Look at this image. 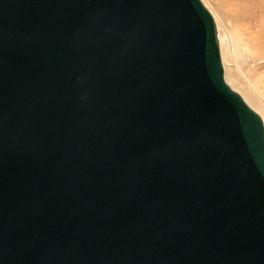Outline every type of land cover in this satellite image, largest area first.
<instances>
[{
    "label": "water",
    "instance_id": "1",
    "mask_svg": "<svg viewBox=\"0 0 264 264\" xmlns=\"http://www.w3.org/2000/svg\"><path fill=\"white\" fill-rule=\"evenodd\" d=\"M0 264H264V123L201 0H0Z\"/></svg>",
    "mask_w": 264,
    "mask_h": 264
},
{
    "label": "rangeland",
    "instance_id": "2",
    "mask_svg": "<svg viewBox=\"0 0 264 264\" xmlns=\"http://www.w3.org/2000/svg\"><path fill=\"white\" fill-rule=\"evenodd\" d=\"M209 1L211 2L210 4L212 6H214L216 9H218L224 17L223 21H224L225 25L221 29L222 36L227 37V32H229L233 38H236V39H234L235 48H236V58L240 64L241 68L243 69V73H244L246 79L251 81L253 84H257L259 87L258 90L260 92L263 91L264 90V45H263L264 44L263 43L264 42V36H263L264 35V26L261 27L259 25L260 24V18H257L255 25L254 24L251 25V28H250V25H248V22H246L247 19L241 13H239V12L233 13L232 10H231V12L229 10H226L225 4H224L225 0H209ZM256 2L259 3L260 5L264 4V0H256ZM243 18H245V19H243ZM249 24H252V23L249 22ZM256 27L259 29V31H257L258 29ZM245 28H247V29H245ZM254 29H256V30L254 31ZM252 31H254V32H252ZM261 31H262V33H261ZM250 32L252 34L254 33L253 36L251 35ZM257 32H260L261 34L257 33ZM259 34H260V37H259ZM256 44H257V46H256ZM227 63L232 68V71L234 73L236 70L235 68L237 67L236 63L232 62L229 59H228ZM224 65H225V63H224ZM235 75H237L238 80H240V82H238V81H236L234 83L232 82V84L237 89V91H239L241 94L242 93H244V94L249 93L250 92V86H249L248 81L244 78L243 75L241 76L239 73H237V71L235 72ZM259 76H261V78H262V80H260L261 82L258 81ZM262 93L264 95V91ZM248 98L250 99V101H252L253 107L260 114H264V104L261 102L259 97L254 96V95H248Z\"/></svg>",
    "mask_w": 264,
    "mask_h": 264
},
{
    "label": "bare ground",
    "instance_id": "3",
    "mask_svg": "<svg viewBox=\"0 0 264 264\" xmlns=\"http://www.w3.org/2000/svg\"><path fill=\"white\" fill-rule=\"evenodd\" d=\"M201 1L210 10V12L212 13V15H213V17H214V19L216 21L217 30H218V38H219V46H220V51H221V56H222V62L224 61L223 65L225 63V65H224L225 78H226V81L230 83V86L235 90L236 88L234 87L232 82L233 83L236 82V81L240 82V80H238V78H237L238 76L235 75V72L237 71V73H239L241 76L243 75L244 78L246 79V77H245V75L243 73V69L241 68V66H240V64H239V62L237 61V58H236V48H235V43H234V39H236V38H233L232 35L229 32H227V37L222 36L221 29L225 25V23L223 21L224 17L222 15V13L218 9H216L214 6H212L210 4L211 2L209 0H201ZM224 4H225V7H226V10H229L230 12L232 10L233 13H235V12L241 13L247 19L246 22H248V25H250V28H251V25H253V24L255 25V22L257 21V18H260V24L259 25L261 27L264 26V6H263L264 4L260 5L259 3L256 2V0H225ZM245 18H243V19H245ZM249 22L252 23V24H249ZM245 29H247V28H245ZM255 30L256 29H254V31ZM254 31H252V32H254ZM257 31H259V29ZM257 33H260V32H257ZM261 33H262V31H261ZM253 34L251 33L252 36H253ZM260 34H259V37H260ZM257 44H256V46H257ZM228 59L231 60L232 62L236 63L237 67L235 68L236 70H235L234 73L232 71V68L227 63ZM260 80H262L261 76H259V80L258 81H260ZM247 81H248L249 86H250V92L246 93L247 95L244 94V93L241 94L239 91H237V89H236V91L239 92L242 95V97L250 105V107H253V105H252V101H250V99L248 98V95H254V96L259 97L261 102L264 104V95L262 93L264 90L262 89L263 91L260 92L258 90L259 87H258L257 84H253L249 80H247ZM253 109L261 116V118L263 120V123H264V114H260L254 107H253Z\"/></svg>",
    "mask_w": 264,
    "mask_h": 264
}]
</instances>
